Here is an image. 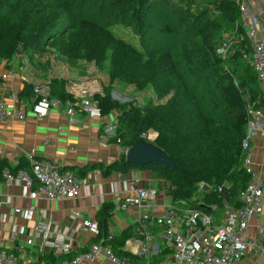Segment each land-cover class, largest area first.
<instances>
[{
	"label": "trees",
	"instance_id": "trees-1",
	"mask_svg": "<svg viewBox=\"0 0 264 264\" xmlns=\"http://www.w3.org/2000/svg\"><path fill=\"white\" fill-rule=\"evenodd\" d=\"M239 17L236 0H0V62L19 53L54 51L71 67L79 61L104 66L108 83L94 98L101 116L117 112L109 141L126 150L154 130L152 143L172 166L134 165L122 154L93 168L99 167L103 176L150 171L170 182L174 205L185 201L220 220L225 205L238 204L251 179L242 167L246 108H259L263 98L256 73L242 56L251 51L244 29L237 28L240 41L229 56L215 53ZM119 27L135 41L115 33ZM115 83L139 92L149 89L151 97L142 105L116 101L111 95ZM32 90L25 84L20 96L28 98ZM51 93L73 99L60 80L51 82ZM8 166L12 173L29 169L26 158L15 167L1 159L0 178ZM200 183L210 188L201 193ZM106 233V228L101 231L103 245L118 257H134L121 250L131 236L128 231L109 238ZM41 259L49 264L62 260L51 254Z\"/></svg>",
	"mask_w": 264,
	"mask_h": 264
},
{
	"label": "crops",
	"instance_id": "crops-1",
	"mask_svg": "<svg viewBox=\"0 0 264 264\" xmlns=\"http://www.w3.org/2000/svg\"><path fill=\"white\" fill-rule=\"evenodd\" d=\"M245 1L252 8L258 7L259 0ZM201 4L204 5L205 2L202 1ZM257 27L259 35L264 36V11L259 14ZM235 34L234 30L227 31L224 33V38L234 35L235 42L238 43L240 37L236 38ZM53 52L40 56L36 54L31 56L24 52L0 62V75L5 69L12 71L8 79L3 80L0 77V96L6 97L8 93L15 91L17 103L28 110L34 100V93L32 90L30 97L22 98L20 94L24 85L28 84L33 89L35 84L46 83L49 99L59 102L45 117L39 118L28 111L23 120L2 122L0 160L4 159L8 165L15 167L21 158H26L28 161V156L31 155L37 159L52 160L61 171H70L76 175L79 171H84L83 177L78 175L82 179L80 194L76 198L60 201L30 199L27 198L30 193L29 188L12 182L7 183L1 176L0 215L5 216V221L0 223V242L5 250L23 261H37L44 254L60 257L63 261L86 251L92 243L100 242L103 238L101 231L105 228L108 238L118 236L126 230L131 236L125 240L121 250L134 255L130 264H142L145 257L140 255L141 247L138 242L140 237L134 231V227L132 228L137 209L133 206L122 208L121 203L128 195L130 184L156 189L155 198L148 199L143 207V211L149 213L153 220L157 211L171 201L168 193L170 182L147 170L131 169L126 173L112 172L108 176H103L99 167L93 168L98 164L106 165L119 159L122 154L126 157L125 150L108 139L113 133L108 130L110 127L114 130L117 112L92 118L84 109L77 107L76 112L71 115L68 109L72 100L53 97L51 82L62 81L64 92L69 94L68 80L87 78L92 81L88 85L93 94H101L104 85L108 83V74L93 63L85 61H79L75 67L69 66L64 60L54 62L52 57L56 53L52 54ZM116 85L117 83L113 87ZM257 109L263 112V131L257 133L251 140L250 149L252 168L259 176L264 177V94ZM155 136L156 132L149 130L143 137L153 140ZM103 207L110 209L106 213L101 211ZM15 208L27 209L29 216L16 213ZM83 219L97 220L100 233L93 235L85 231L82 226ZM38 220L49 221L52 225L46 242L34 233V225ZM262 224L264 225V198L262 213L250 221L247 236L257 238V226ZM149 230L154 239L150 263H171L172 248L161 238L163 228L156 226L152 221ZM29 238H33L31 244L26 242ZM55 241L64 246L61 251L52 248L51 244ZM79 264L111 263L108 260L95 259ZM234 264H264V251L257 254L249 252Z\"/></svg>",
	"mask_w": 264,
	"mask_h": 264
},
{
	"label": "built area",
	"instance_id": "built-area-1",
	"mask_svg": "<svg viewBox=\"0 0 264 264\" xmlns=\"http://www.w3.org/2000/svg\"><path fill=\"white\" fill-rule=\"evenodd\" d=\"M239 6L240 17L235 23L244 29L249 38L250 52H243V59L248 61L254 69L258 82L264 94V36L259 35V14L264 11V0H259L257 8H252L245 0H236ZM235 44L234 35L227 36L216 47L215 53L220 57L229 56ZM22 54V53H19ZM18 54V55H19ZM12 75L11 70H4L0 77L3 80ZM47 84L38 83L33 86L34 100L28 110L17 103L16 92H10L6 97L0 96V125L10 120H23L26 114L33 113L39 118L48 115L50 109L58 105L57 100H51L47 93ZM67 91L72 96L68 112L72 115L75 108L84 109L92 118H100L101 112L98 101L88 83H70ZM246 132L242 140L244 159L242 167L250 174L251 179L238 198V205H225L222 217L217 218L201 209L190 207L185 201L181 205H174L172 201L166 203L157 211L151 220L149 213L143 211L145 202L156 196L154 188L136 187L129 185L128 195L123 199L121 207L133 206L137 209L133 227L139 235L138 242L140 255L145 257L142 264L150 263V252L153 246V235L149 230L154 221L156 226L162 227L161 238L172 248V262L169 264H234L249 252L257 254L264 251V225L257 226V238L247 236L250 221L262 213V200L264 198V177L259 176L252 168V152L250 142L257 133L263 131V112L251 105L246 108ZM72 120V118L70 119ZM112 131V127L108 131ZM144 136V135H143ZM46 143V142H44ZM30 169H19L12 173L8 167L2 169L1 175L7 183H15L30 189L27 198H42L48 201L73 199L79 196L82 179L70 171H61L58 166L48 158L37 159L28 156ZM200 183V192L209 189ZM220 191V187L217 188ZM192 201H198L192 197ZM215 209L216 206L212 205ZM16 213L29 216L27 209L15 208ZM5 216L0 215V223ZM49 221L38 220L34 225V233L47 241L51 233ZM83 229L93 235L99 234L97 220H82ZM33 242V238L26 241ZM55 251H61L64 246L59 242H52ZM95 259L108 260L111 264H130L128 257H118L113 250L101 242H94L90 247L70 260H63L57 264H79L83 261ZM0 264H49L39 259L37 261H23L13 253L3 248L0 242ZM166 264V263H159Z\"/></svg>",
	"mask_w": 264,
	"mask_h": 264
},
{
	"label": "rangeland",
	"instance_id": "rangeland-1",
	"mask_svg": "<svg viewBox=\"0 0 264 264\" xmlns=\"http://www.w3.org/2000/svg\"><path fill=\"white\" fill-rule=\"evenodd\" d=\"M115 33L123 36L127 40L135 41V38L131 35V33L123 31L120 27L115 29ZM54 53L55 52H53L52 54H54ZM48 60H49V58H48ZM48 60H47V62H48ZM52 60L55 62L56 60H64V59L60 55L55 54L52 57ZM98 69H100L103 72H107L104 66L98 67ZM103 72H101V73L104 74ZM75 82L76 83H82V82L89 83L92 81L87 79V78H82L80 80H78L76 78L70 79V80H68L67 88H68L70 83H75ZM111 95H112L113 99H115L116 101H119V102H129V103H132L134 105H142L145 103V101L149 97H151V90L148 89V90L139 92L131 86L125 85L123 83H117L116 87L112 88ZM113 133H114V130H113ZM144 140L150 144H153L152 139H149V138L145 139L144 138Z\"/></svg>",
	"mask_w": 264,
	"mask_h": 264
},
{
	"label": "water",
	"instance_id": "water-1",
	"mask_svg": "<svg viewBox=\"0 0 264 264\" xmlns=\"http://www.w3.org/2000/svg\"><path fill=\"white\" fill-rule=\"evenodd\" d=\"M125 154L127 162L134 165H146L154 162L166 167L172 166V162L165 152L144 139L128 147L125 150Z\"/></svg>",
	"mask_w": 264,
	"mask_h": 264
},
{
	"label": "bare ground",
	"instance_id": "bare-ground-1",
	"mask_svg": "<svg viewBox=\"0 0 264 264\" xmlns=\"http://www.w3.org/2000/svg\"><path fill=\"white\" fill-rule=\"evenodd\" d=\"M149 137V136H148ZM150 138H151V135H150Z\"/></svg>",
	"mask_w": 264,
	"mask_h": 264
}]
</instances>
